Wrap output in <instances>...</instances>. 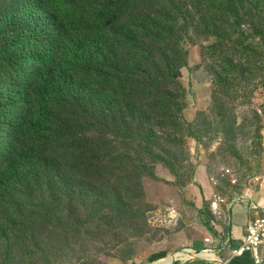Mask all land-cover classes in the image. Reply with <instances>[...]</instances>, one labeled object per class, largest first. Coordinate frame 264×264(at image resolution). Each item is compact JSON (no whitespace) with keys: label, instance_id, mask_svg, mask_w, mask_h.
<instances>
[{"label":"rangeland","instance_id":"1","mask_svg":"<svg viewBox=\"0 0 264 264\" xmlns=\"http://www.w3.org/2000/svg\"><path fill=\"white\" fill-rule=\"evenodd\" d=\"M122 17L142 39L131 51L147 50L121 90L133 109L110 126L89 109L96 169L0 214V264H158L187 249L173 264H208L205 250L219 264L243 244L234 215L264 204V0H131Z\"/></svg>","mask_w":264,"mask_h":264},{"label":"trees","instance_id":"2","mask_svg":"<svg viewBox=\"0 0 264 264\" xmlns=\"http://www.w3.org/2000/svg\"><path fill=\"white\" fill-rule=\"evenodd\" d=\"M130 2H0V214L11 217L29 194H59L78 184L72 174L96 169L99 147L84 131L89 109L109 126L133 109L121 90L147 50L131 51L142 39L122 17ZM103 8L115 14L110 24ZM157 73L174 77L165 66Z\"/></svg>","mask_w":264,"mask_h":264},{"label":"built area","instance_id":"3","mask_svg":"<svg viewBox=\"0 0 264 264\" xmlns=\"http://www.w3.org/2000/svg\"><path fill=\"white\" fill-rule=\"evenodd\" d=\"M230 172L225 171L222 176L224 178L228 177ZM216 210L218 209L217 205H214ZM250 212L254 215V218L250 221L247 226L246 234L243 239V244L239 249L233 250V257H242L249 253L254 261V264H264V204H260L256 201H252L249 207ZM211 239H206L205 244H211ZM184 250L177 252L183 253ZM205 252H212V250H205ZM176 260H181L188 262V260H183L182 258H176ZM191 260V259H190ZM206 262H213L212 260L205 259ZM232 259L222 262L221 264H230Z\"/></svg>","mask_w":264,"mask_h":264},{"label":"crops","instance_id":"4","mask_svg":"<svg viewBox=\"0 0 264 264\" xmlns=\"http://www.w3.org/2000/svg\"><path fill=\"white\" fill-rule=\"evenodd\" d=\"M243 212L245 215L243 216ZM247 218L246 222H244L245 219H240V218ZM254 218V215L250 212V210L247 209H241L240 211L237 212V214L234 215V225L232 229V240L233 244L239 245L243 243V239L246 234V229L250 221ZM245 256V255H244ZM233 257L230 264H254L252 256L249 254L247 257ZM234 260H239L234 261ZM223 261H221L219 264H221Z\"/></svg>","mask_w":264,"mask_h":264},{"label":"bare ground","instance_id":"5","mask_svg":"<svg viewBox=\"0 0 264 264\" xmlns=\"http://www.w3.org/2000/svg\"><path fill=\"white\" fill-rule=\"evenodd\" d=\"M193 254H194L193 250L187 249V250H184L183 253L174 254L170 258L158 262V264H173V262L176 260V258H179V257L182 258L183 260H188V259L192 258L191 256H193ZM195 254H196L195 257H197V258H204V259H209L212 261H215L218 259L216 254L205 252V251L200 252V253L196 252Z\"/></svg>","mask_w":264,"mask_h":264}]
</instances>
